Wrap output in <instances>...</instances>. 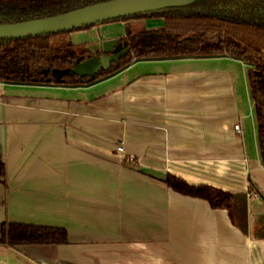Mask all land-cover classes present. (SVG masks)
<instances>
[{
    "label": "crops",
    "instance_id": "1",
    "mask_svg": "<svg viewBox=\"0 0 264 264\" xmlns=\"http://www.w3.org/2000/svg\"><path fill=\"white\" fill-rule=\"evenodd\" d=\"M142 24L165 27L106 22L66 41L97 54ZM235 62L139 61L74 88L0 82V234L17 223L64 228L69 239L0 245V264H264V166ZM167 174L233 194L253 186L248 232L228 210L174 192Z\"/></svg>",
    "mask_w": 264,
    "mask_h": 264
},
{
    "label": "trees",
    "instance_id": "2",
    "mask_svg": "<svg viewBox=\"0 0 264 264\" xmlns=\"http://www.w3.org/2000/svg\"><path fill=\"white\" fill-rule=\"evenodd\" d=\"M107 1L112 0H0V25L55 17ZM154 18L163 19L165 27L155 31L142 28L129 31L120 41L130 48L127 57L112 64L90 84L117 75L139 61L222 57L240 61L247 69L258 150L264 166V0H208L187 8H171L110 22ZM94 26L50 36L0 41V82L57 85L51 74L53 70L73 68L78 58L88 60L93 56L87 45L70 44L61 37ZM90 84L73 76L58 85L74 88ZM4 173L5 165L0 159V175ZM164 182L174 192L205 200L214 209L228 210L241 232H248V199L256 190L253 186L248 195L224 192L213 186L190 185L171 174H167ZM68 243L64 228L17 223H4L1 228L0 245L11 249Z\"/></svg>",
    "mask_w": 264,
    "mask_h": 264
},
{
    "label": "water",
    "instance_id": "3",
    "mask_svg": "<svg viewBox=\"0 0 264 264\" xmlns=\"http://www.w3.org/2000/svg\"><path fill=\"white\" fill-rule=\"evenodd\" d=\"M204 1L208 0H112L55 17L0 25V41H18L56 35L93 25H102L124 17L138 16V14L154 13L171 8H187V6ZM120 41L121 39L106 40L101 50L97 54L92 53L93 56L88 60L78 58L73 68L53 70L51 74H53L55 83H63L66 77L73 76H77L81 82L85 80L88 84L94 82L98 75L108 70L112 64L119 63L129 54L130 48Z\"/></svg>",
    "mask_w": 264,
    "mask_h": 264
},
{
    "label": "rangeland",
    "instance_id": "4",
    "mask_svg": "<svg viewBox=\"0 0 264 264\" xmlns=\"http://www.w3.org/2000/svg\"><path fill=\"white\" fill-rule=\"evenodd\" d=\"M155 19V18H154ZM153 19V20H154ZM152 20V19H151ZM111 22H109V24H110ZM153 25V24H152ZM142 27V29H145V24H142L141 25ZM152 27V26H151ZM148 29H150V28H148ZM147 29V30H148ZM130 31L132 30V29H129ZM153 31H155V30H153ZM63 35V34H62ZM61 35V36H62ZM68 35H64V36H62V38L64 39V41H66L67 40V37ZM235 69H237V71L238 72H240V74H242V75H244L245 76V78H246V66L242 63V62H240V61H238V62H235ZM246 80H247V78H246ZM247 84H248V81H247ZM249 90H250V87H249ZM253 103V102H252ZM254 107V106H253ZM260 201H261V203H262V205H264V200L261 198L260 199Z\"/></svg>",
    "mask_w": 264,
    "mask_h": 264
},
{
    "label": "built area",
    "instance_id": "5",
    "mask_svg": "<svg viewBox=\"0 0 264 264\" xmlns=\"http://www.w3.org/2000/svg\"><path fill=\"white\" fill-rule=\"evenodd\" d=\"M234 129H235V131H236L237 133L240 134L241 130H240V126H239V125L235 126ZM117 152L120 153V154H123V153H124V149H123V147L120 146V147L117 149ZM128 160L133 161V159H129V158H128ZM253 197L257 198L258 196L254 194Z\"/></svg>",
    "mask_w": 264,
    "mask_h": 264
},
{
    "label": "flooded vegetation",
    "instance_id": "6",
    "mask_svg": "<svg viewBox=\"0 0 264 264\" xmlns=\"http://www.w3.org/2000/svg\"><path fill=\"white\" fill-rule=\"evenodd\" d=\"M99 55V54H98Z\"/></svg>",
    "mask_w": 264,
    "mask_h": 264
}]
</instances>
